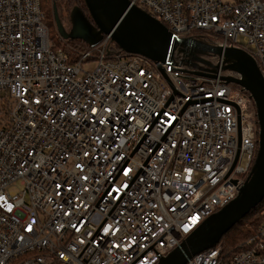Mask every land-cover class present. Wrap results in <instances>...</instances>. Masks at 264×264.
<instances>
[{"label": "built area", "instance_id": "2783aa9c", "mask_svg": "<svg viewBox=\"0 0 264 264\" xmlns=\"http://www.w3.org/2000/svg\"><path fill=\"white\" fill-rule=\"evenodd\" d=\"M127 1L176 40L243 50L264 80V0ZM112 44L54 50L39 0H0V264H157L248 178L255 109L222 60ZM243 242L186 264H264V211Z\"/></svg>", "mask_w": 264, "mask_h": 264}, {"label": "water", "instance_id": "95a60500", "mask_svg": "<svg viewBox=\"0 0 264 264\" xmlns=\"http://www.w3.org/2000/svg\"><path fill=\"white\" fill-rule=\"evenodd\" d=\"M84 12L77 6L71 9L68 20L70 29H63L53 3V16L57 33L64 40H82L89 47L98 44L103 37H110L120 50L131 55H141L156 64L173 62L176 53L190 50L201 57L222 60L220 70L230 73L222 77L226 84L239 86L253 101L258 128V146L250 174L238 195L224 208L211 214L188 234L180 245L162 257L157 264H186L198 253L212 249L221 238L237 225L250 211L264 200V80L253 57L239 48L216 47L195 39H178L153 17L131 6L127 0H82ZM185 58V57H184ZM210 65L200 58L185 59L183 66L189 70L201 69L196 63ZM160 70V69H159ZM217 67L208 72L216 76ZM162 74V71H160ZM196 75L203 73L193 71ZM164 75V74H163Z\"/></svg>", "mask_w": 264, "mask_h": 264}, {"label": "trees", "instance_id": "16d2710c", "mask_svg": "<svg viewBox=\"0 0 264 264\" xmlns=\"http://www.w3.org/2000/svg\"><path fill=\"white\" fill-rule=\"evenodd\" d=\"M53 3L56 6L59 20H61L63 17L67 19L71 9L77 6L87 16V12L82 0H39V6L43 13V20L49 34V40L51 41L52 49H61L70 54L72 51H68L67 47L73 48V50L76 52L88 50L89 46L82 40H63L57 33L53 16ZM208 42L211 43L212 41ZM111 47L115 52H122V50H120L114 44H112ZM232 86L235 89L239 88V86ZM263 211L264 200L259 206L250 211L248 215H246L237 225L233 226L232 229L221 238L219 242L221 243L224 252L233 254L239 251L240 245L244 243L243 241L253 234L256 227L261 222Z\"/></svg>", "mask_w": 264, "mask_h": 264}, {"label": "rangeland", "instance_id": "374dc122", "mask_svg": "<svg viewBox=\"0 0 264 264\" xmlns=\"http://www.w3.org/2000/svg\"><path fill=\"white\" fill-rule=\"evenodd\" d=\"M86 16V15H85ZM85 18L88 19V17L86 16ZM68 19V18H67ZM65 19V17H63L61 20H62V26H63V29L65 31H68L70 29V23H69V20ZM89 20V19H88ZM14 187L11 189V191H13Z\"/></svg>", "mask_w": 264, "mask_h": 264}, {"label": "snow or ice", "instance_id": "6c2138e0", "mask_svg": "<svg viewBox=\"0 0 264 264\" xmlns=\"http://www.w3.org/2000/svg\"><path fill=\"white\" fill-rule=\"evenodd\" d=\"M93 111H95V109H93ZM101 123H102V121H101ZM85 155H87V153H85ZM0 199H3V197H0ZM105 231H107V229H105Z\"/></svg>", "mask_w": 264, "mask_h": 264}, {"label": "bare ground", "instance_id": "6f19581e", "mask_svg": "<svg viewBox=\"0 0 264 264\" xmlns=\"http://www.w3.org/2000/svg\"><path fill=\"white\" fill-rule=\"evenodd\" d=\"M257 140H258V138H257Z\"/></svg>", "mask_w": 264, "mask_h": 264}]
</instances>
